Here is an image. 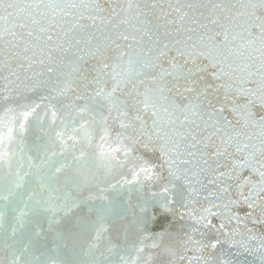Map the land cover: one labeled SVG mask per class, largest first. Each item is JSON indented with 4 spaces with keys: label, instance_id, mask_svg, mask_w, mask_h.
I'll use <instances>...</instances> for the list:
<instances>
[{
    "label": "snow or ice",
    "instance_id": "obj_1",
    "mask_svg": "<svg viewBox=\"0 0 264 264\" xmlns=\"http://www.w3.org/2000/svg\"><path fill=\"white\" fill-rule=\"evenodd\" d=\"M0 264H264V0H0Z\"/></svg>",
    "mask_w": 264,
    "mask_h": 264
}]
</instances>
